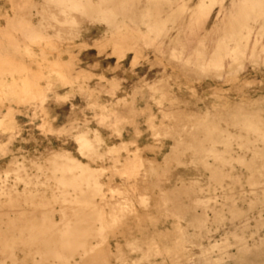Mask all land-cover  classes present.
<instances>
[{"label": "rangeland", "instance_id": "1", "mask_svg": "<svg viewBox=\"0 0 264 264\" xmlns=\"http://www.w3.org/2000/svg\"><path fill=\"white\" fill-rule=\"evenodd\" d=\"M0 264H264V0H0Z\"/></svg>", "mask_w": 264, "mask_h": 264}]
</instances>
